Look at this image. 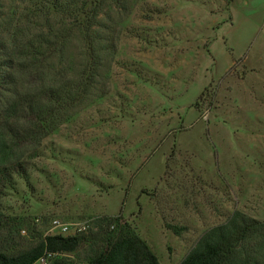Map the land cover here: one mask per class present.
Segmentation results:
<instances>
[{
    "label": "rangeland",
    "instance_id": "obj_1",
    "mask_svg": "<svg viewBox=\"0 0 264 264\" xmlns=\"http://www.w3.org/2000/svg\"><path fill=\"white\" fill-rule=\"evenodd\" d=\"M3 4L1 42L14 23L50 33L30 0L7 4L14 18ZM97 19L90 94L39 144L15 150L27 179L1 180L0 218L20 223L0 226V245L23 248L54 218L121 214L160 264H178L234 210L264 220V0H103ZM80 49L72 31L64 56ZM67 65L57 51L36 76L14 68L17 91L44 103Z\"/></svg>",
    "mask_w": 264,
    "mask_h": 264
},
{
    "label": "trees",
    "instance_id": "obj_2",
    "mask_svg": "<svg viewBox=\"0 0 264 264\" xmlns=\"http://www.w3.org/2000/svg\"><path fill=\"white\" fill-rule=\"evenodd\" d=\"M10 1L0 0V6L5 3L6 16L14 18L15 11L7 5ZM30 1L32 8L29 11L36 15L38 26L45 23L50 33L29 35L24 24L14 23L0 41V95L3 94L4 102L0 107V183L3 180L8 185L13 173L18 171L16 168L22 166L15 150L35 146L55 131L64 121L66 109L81 103L90 94L96 74L92 37L103 0ZM223 1L229 4L234 0ZM23 19L21 16L19 22ZM72 31L79 34L78 58H73L69 52L64 56L63 52ZM57 51L59 56L67 59L68 65L63 71L64 81L43 93L45 102L39 103L38 95L17 91L13 69L27 70L33 66L36 76V67L45 55ZM205 92L206 89L195 102L197 108ZM19 223L16 217L0 218V226L4 228ZM167 226L174 233L180 230L174 224ZM7 229L11 231L10 227ZM46 253H49L47 264H160L147 242L121 214L91 217L84 231L73 235L38 236L17 250L0 245V264H36ZM71 253L73 259L67 258ZM178 264H264V220L234 210L226 221L204 230Z\"/></svg>",
    "mask_w": 264,
    "mask_h": 264
},
{
    "label": "built area",
    "instance_id": "obj_3",
    "mask_svg": "<svg viewBox=\"0 0 264 264\" xmlns=\"http://www.w3.org/2000/svg\"><path fill=\"white\" fill-rule=\"evenodd\" d=\"M89 225V222H63L60 221L57 218H54L51 221V233L53 234H60V235H73L76 233H79L81 231H84ZM53 230L55 232H53ZM49 233V234H51ZM43 255L37 259L36 264H47V256Z\"/></svg>",
    "mask_w": 264,
    "mask_h": 264
},
{
    "label": "crops",
    "instance_id": "obj_4",
    "mask_svg": "<svg viewBox=\"0 0 264 264\" xmlns=\"http://www.w3.org/2000/svg\"><path fill=\"white\" fill-rule=\"evenodd\" d=\"M159 67H161L160 69H162V68H163V67H162V65H159ZM159 67H158V70H160V69H159Z\"/></svg>",
    "mask_w": 264,
    "mask_h": 264
}]
</instances>
